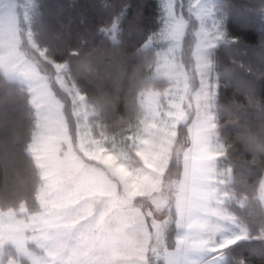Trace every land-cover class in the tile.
Here are the masks:
<instances>
[{
  "label": "clouds",
  "instance_id": "clouds-1",
  "mask_svg": "<svg viewBox=\"0 0 264 264\" xmlns=\"http://www.w3.org/2000/svg\"><path fill=\"white\" fill-rule=\"evenodd\" d=\"M101 3L111 12L95 26L52 28L46 0H28L23 26L0 25V90L21 103L17 127L0 132V193H22L0 195V216L28 241L26 258L0 244L4 264H117L129 248L140 264H216L226 229L227 243L264 248V99L250 84L224 99L219 51L237 44L226 14L212 0H159V28L130 43L129 0ZM14 11L3 0L0 21ZM238 165L258 172L254 185Z\"/></svg>",
  "mask_w": 264,
  "mask_h": 264
},
{
  "label": "trees",
  "instance_id": "trees-1",
  "mask_svg": "<svg viewBox=\"0 0 264 264\" xmlns=\"http://www.w3.org/2000/svg\"><path fill=\"white\" fill-rule=\"evenodd\" d=\"M116 8H119L122 0H112ZM130 7L126 10L123 21L125 27L131 23L135 29L130 43H140L145 35L159 28V0H129ZM260 0H217L216 12L226 14L225 26L232 36L239 37V42L234 50L226 52L223 48L219 51L222 67L228 69L223 77L227 85L222 89L224 99L231 96L233 87L237 84H250L254 86L256 94L264 99V79L257 80L252 72L264 71V19L261 18L259 9ZM111 9L102 5L101 0H46L44 14L47 23L56 28L58 20H66L71 17L75 25H79L80 17L86 19V23L95 26L103 22L110 14ZM229 55H234L239 63L233 64ZM242 98V97H238ZM21 110V103L12 90L8 95L0 90V132L11 133L17 127V115ZM237 171L247 177L251 184L258 179V172L247 171L238 165ZM21 192L7 190L0 195L6 201L14 202ZM239 211V209H236ZM247 219L253 221L257 214L241 213ZM256 253L257 255H252ZM264 248L258 241L241 240L229 246L223 251L222 264H238L241 257L251 259L252 264H264ZM158 264H165L159 261Z\"/></svg>",
  "mask_w": 264,
  "mask_h": 264
},
{
  "label": "snow or ice",
  "instance_id": "snow-or-ice-1",
  "mask_svg": "<svg viewBox=\"0 0 264 264\" xmlns=\"http://www.w3.org/2000/svg\"><path fill=\"white\" fill-rule=\"evenodd\" d=\"M2 3L3 0H0V4ZM205 14H208L207 10H205ZM225 20H226V16L224 17L223 20L224 28H226ZM220 36H223V32L220 33ZM231 39L232 42L235 43L239 42V40H237L235 36H232ZM8 227H9V235L12 241L13 250L16 253V258H26L28 241L23 236L24 226L17 223L15 220L9 218ZM224 240H225V249L233 245L232 243H227V241L233 240L232 237ZM237 241H235V243H237ZM145 259H146V255L142 254L140 250L135 248H129L127 256L116 257L117 264H132L133 261L135 262V264H140V262ZM158 259L159 257H157V261ZM0 264H4V259L2 258V256H0ZM165 264H167V261L165 262ZM176 264H179V261H176Z\"/></svg>",
  "mask_w": 264,
  "mask_h": 264
},
{
  "label": "rangeland",
  "instance_id": "rangeland-1",
  "mask_svg": "<svg viewBox=\"0 0 264 264\" xmlns=\"http://www.w3.org/2000/svg\"><path fill=\"white\" fill-rule=\"evenodd\" d=\"M206 2H207V0H206ZM212 2L214 4V11L216 12L215 6H216L217 0H212ZM14 5H15V11L13 12L12 19L8 20V21H0V25H3L5 23H15V24H18L20 26L24 25V20L29 14L28 0H14ZM205 158L206 159H213L214 156L212 154H208ZM69 166H74V162L70 163ZM208 179H209L210 183L216 182L215 179L212 177H209ZM132 183L134 186L139 187L143 183H145V178L141 177V176L134 177ZM8 221H9L8 217L0 216V244L11 240L10 235H9ZM25 230L26 229L24 228V231ZM225 231L227 232V235L223 236L222 239L230 238L233 235L231 230L226 229ZM223 257H224V255L222 252L220 254V256L216 259V264H222ZM2 258L7 259L6 256H2Z\"/></svg>",
  "mask_w": 264,
  "mask_h": 264
},
{
  "label": "crops",
  "instance_id": "crops-1",
  "mask_svg": "<svg viewBox=\"0 0 264 264\" xmlns=\"http://www.w3.org/2000/svg\"><path fill=\"white\" fill-rule=\"evenodd\" d=\"M238 242V241H237Z\"/></svg>",
  "mask_w": 264,
  "mask_h": 264
}]
</instances>
